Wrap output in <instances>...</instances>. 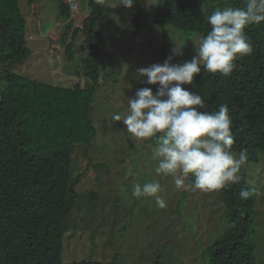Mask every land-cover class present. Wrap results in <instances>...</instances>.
<instances>
[{
    "label": "rangeland",
    "instance_id": "obj_1",
    "mask_svg": "<svg viewBox=\"0 0 264 264\" xmlns=\"http://www.w3.org/2000/svg\"><path fill=\"white\" fill-rule=\"evenodd\" d=\"M84 9L87 0H80ZM70 5V0H64ZM111 10L109 19L96 24L99 46L100 80L95 88L89 115L96 128L91 145L74 144L70 173L80 175L77 202L64 221L61 257L63 262L115 260L118 264H210L209 248L222 239L227 226L219 190H177L171 176L154 173L152 156L154 140L129 138L122 121L112 122L111 115L127 110L128 97L144 85L137 79V69L152 63H163L175 43L184 45L182 56L173 63L190 61L195 55L193 42L202 35L167 26V36L154 23L158 0H144L139 7L142 19L134 25L137 5L117 6L119 0H106ZM27 19L29 55L13 70L19 74L54 85L84 86L88 79L82 73L80 59L89 53L83 32H74L75 21L83 22L84 14L72 17L71 27L60 13L58 0H20ZM67 28V29H66ZM52 31L56 35L48 36ZM40 38L41 43H39ZM169 44L162 49L164 40ZM73 46L67 53L68 42ZM6 85L0 65V88ZM195 92L194 86L185 84ZM233 153L238 154L233 151ZM239 177L250 186L255 197L254 259L264 262V155L259 162L247 159ZM158 181V193L166 202L159 208L154 197L135 198L136 184ZM188 178L186 183H190Z\"/></svg>",
    "mask_w": 264,
    "mask_h": 264
},
{
    "label": "trees",
    "instance_id": "obj_2",
    "mask_svg": "<svg viewBox=\"0 0 264 264\" xmlns=\"http://www.w3.org/2000/svg\"><path fill=\"white\" fill-rule=\"evenodd\" d=\"M143 1L134 4L136 29ZM58 3L60 13L70 20V5L64 0ZM225 6L244 8L246 0H158L154 23L164 38L168 25L203 36L210 27L207 15ZM110 13L107 3L101 6L87 0L85 18L73 33L81 30L89 49L80 59L88 82L54 85L13 70L30 53L27 19L20 0H0V65L6 79L0 88V264H118L115 260L63 262L61 257L64 221L76 206L80 179L70 173L74 144H85L86 152L96 133L89 110L100 80L99 56L105 53L96 24L107 21ZM245 35L253 53L237 59L228 77L204 72L201 66L192 85L205 98L208 111L220 104L229 106L232 151L246 149L247 159L259 162L264 155V23L247 26ZM168 44L163 41V51ZM72 46L68 42V54ZM243 191L249 193L246 198L240 195ZM219 198L227 226L222 239L209 248L210 264H264L254 259L251 187L239 177L219 190ZM151 264H160L159 258Z\"/></svg>",
    "mask_w": 264,
    "mask_h": 264
},
{
    "label": "clouds",
    "instance_id": "obj_3",
    "mask_svg": "<svg viewBox=\"0 0 264 264\" xmlns=\"http://www.w3.org/2000/svg\"><path fill=\"white\" fill-rule=\"evenodd\" d=\"M104 6L106 0H94ZM73 0H70V4ZM137 0H119L117 6L132 8ZM201 12H206L204 2ZM210 26L205 35L193 42L195 55L190 61L173 63V56L183 55V46L175 43L172 55L163 63H152L137 69L136 79L144 85L127 99V110L116 111L112 122L122 121L129 138L154 140L152 156L157 176H171L177 190L211 192L239 180L238 173L247 162V150L233 153V121L227 104L215 111L207 110V102L197 92L183 87L193 84L194 76L203 71L228 77L237 59L253 53V45L245 35L251 24L264 23V0H246V6L215 8L207 15ZM192 177L190 183L186 180ZM158 181L136 184L135 198L154 197L159 208L166 207L158 195ZM248 192L240 193L246 198Z\"/></svg>",
    "mask_w": 264,
    "mask_h": 264
},
{
    "label": "crops",
    "instance_id": "obj_4",
    "mask_svg": "<svg viewBox=\"0 0 264 264\" xmlns=\"http://www.w3.org/2000/svg\"><path fill=\"white\" fill-rule=\"evenodd\" d=\"M86 11H87V4H86V7L83 9L82 6H81V1L80 0H74V2L71 4V17H70V20L69 19L65 20L66 25L69 24L70 21L73 19L72 17H75L76 15L78 16L80 14H84V18H85ZM75 25L76 26H81L82 22L75 21ZM51 35H56V34L52 33V31H50L48 33V36H51ZM37 39L39 40V43H41L40 38H37Z\"/></svg>",
    "mask_w": 264,
    "mask_h": 264
}]
</instances>
